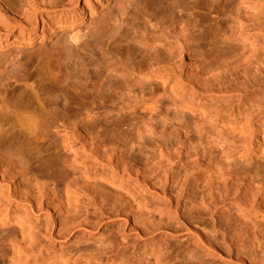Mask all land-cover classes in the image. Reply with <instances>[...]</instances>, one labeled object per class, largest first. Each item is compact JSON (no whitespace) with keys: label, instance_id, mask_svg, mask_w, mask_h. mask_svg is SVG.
<instances>
[{"label":"rangeland","instance_id":"374dc122","mask_svg":"<svg viewBox=\"0 0 264 264\" xmlns=\"http://www.w3.org/2000/svg\"><path fill=\"white\" fill-rule=\"evenodd\" d=\"M195 1L111 0L92 21L87 19L72 31L76 41L59 28L52 33L46 32V36L39 35L31 44H27L20 40V30L15 29L12 32L15 35L14 42L0 50V88L7 87V92L14 90L7 94L4 92L9 99H13L12 94H18L17 88L20 92L27 86L24 85L26 80L29 83L34 79L31 83L36 91L40 90H37L38 86L46 87L41 90L44 88L49 94L51 91L48 89H53V95L56 96L55 92L56 97L60 95L57 103L63 101L58 109H50L46 104L48 120L56 117L61 120L50 134L32 133L18 125L14 128L16 133H21L17 140H23L22 145L25 142L27 144L26 148L23 145V151H27L24 156L30 162L29 172L32 170L40 177L44 176L54 154L69 152V146L63 143L71 128L62 123L65 113L68 114L65 117L69 116L70 120L74 118L79 123H88L83 126H88L94 137L100 135L106 141L112 140V145L119 153L115 158L117 164L124 166L129 163L139 167L134 170L131 166L127 167L131 173L122 176L109 167L94 165L93 160H86V166L71 160L73 176L68 184L71 191L81 193L78 211L74 214L78 217L73 220L71 215L50 212L47 206L38 214L30 215L36 244L41 249L33 253L26 264H257L258 260H264V254L261 257L254 254L255 251L252 254L253 248L248 244L249 240L247 242L249 235L241 231L243 227L240 220L233 218L237 216L236 212L232 208L221 207L232 192L226 187L230 175L243 172L256 176V193L262 191L257 194L264 196V103H240V96L250 98L253 74L236 60V53L233 52L238 42L229 39L221 43L220 55H224V51H231L232 56L229 65L225 66V56L216 59L206 55L209 48L216 49L218 44L209 46L204 40L190 41L193 59L189 61L188 69L182 74L172 75L170 82L163 85L159 79L147 77V73H143L152 59L148 48L141 46L139 41H130L128 37L134 26L144 22L145 13L154 8L166 10V18L154 22V26L148 28L150 42L153 36L158 39L168 32L180 31L181 25L172 19L195 18L192 22L194 25L203 20L200 7L204 3L226 2L199 0L194 10L187 9L186 5ZM65 3L67 5L68 2ZM73 8L74 5H69L59 13L68 14ZM58 21L56 13L52 24ZM187 29L190 31L188 36H191L193 27L187 26ZM227 33L231 38V31ZM120 40L123 44L119 46L117 43ZM126 45H131L130 53ZM110 49L120 56L121 61L118 58L105 60ZM213 63L217 64V70L212 68ZM140 68L144 70L143 75L140 74ZM25 76L29 78L22 79H26L22 82L21 77ZM226 87L231 90L229 95L225 92ZM149 88H154L159 95L156 108L150 111L139 105L134 109L132 106L136 96L133 97L132 91H136V95L140 93L141 97H150ZM41 90L39 94H46ZM9 93H12V97ZM46 96L50 97L42 96L44 100H50L51 95ZM104 99L106 102L113 101L106 107L110 112L100 109L106 112L95 113ZM88 110H94V114L88 116ZM244 112L248 113L247 122L241 115ZM92 115L98 118L87 122L86 117ZM255 134L259 139H255ZM54 146L57 147L56 152ZM176 152L182 154L177 159ZM195 153L198 157L190 156H195ZM186 155L188 161L199 160L204 155L208 164L212 165L211 169L203 167L189 175L181 168L185 160L178 163V168L172 166ZM169 160H173V163ZM197 186L199 190L195 192ZM5 187V184H1L0 194L7 191ZM188 193H195V197ZM12 197L9 201L13 222L0 224V249L5 254L8 253L13 234L23 233L22 226L14 222L26 217L22 204ZM189 197L196 202H191ZM128 199L137 201L134 203L139 205L134 211L137 214H134L133 221L124 217L120 205L122 200L130 201ZM180 203L185 210L183 206L180 207ZM205 206L207 210L210 209L208 211L212 212L214 219L208 211V215L204 214ZM188 217H193L194 221L203 220L204 225H208V235L213 233L214 240L196 230L195 222L191 223ZM253 221L254 230L264 227L260 214ZM7 261L8 257H5L0 260V264H6Z\"/></svg>","mask_w":264,"mask_h":264},{"label":"bare ground","instance_id":"6f19581e","mask_svg":"<svg viewBox=\"0 0 264 264\" xmlns=\"http://www.w3.org/2000/svg\"><path fill=\"white\" fill-rule=\"evenodd\" d=\"M110 1L111 0H0V50H3L14 42L15 35L12 34V32H14L15 29L20 30V40L27 44H31V42L35 40L37 36H46V32L52 33L54 30H57L59 28L64 29L67 33H69L70 39L76 41V35L72 31L80 27L87 19L92 21L97 13L102 10ZM65 2H68L67 5H65ZM198 2L199 0L195 1L194 3H186L187 9L194 10L195 7L198 6ZM69 5H74V8L71 12H69L68 14L59 13L61 10L66 9ZM241 5L244 6L241 7ZM200 8L203 10V12L201 13L203 17V20H201L202 22L197 21L194 25H192V22L195 18H192L190 20H184L183 17L174 18L172 20L181 25L180 31L178 33L168 32L167 34L163 35L164 38L160 37L156 39L153 36V38L151 37L153 39L151 40V42L148 40V28L154 26L153 23L158 20L164 21L166 18V10L154 8L151 11H147L145 13L144 22L134 26L132 29L133 31L128 36L130 41H139L138 43H140V45H145L152 55V59L148 66V69H146V71L143 70V72L140 68V74H142V72L144 74L147 73V77L159 79L160 81H162L163 85L167 84L168 82H170V78H172V75L178 73L182 74L188 69V63L193 59V55L189 48V43L190 41L197 40H204L209 44V46H211L212 44H218L216 46V49H213L212 47L209 48L206 52V55L208 57L216 59L225 56V66H228V61L232 57L230 55L231 51H224V55H220V50L222 47L221 43H226L227 40L232 39L238 42L236 51L233 52L236 53L235 57L237 62L243 65L242 67H244L246 71H250L249 73L253 74V82L249 90L250 98L248 99L245 96H240V103H243V105L248 104L247 102H251L250 104H254V102H260V104L264 103V0H226V2L222 4L219 1H214L212 4L206 2ZM178 9H180V6L178 7ZM179 12H182V10H179ZM56 13H58L59 21L52 24L53 16ZM213 14L214 17H212ZM39 25H41V30H37ZM187 26H192L194 29V33H191V36H188V33L190 31L187 29ZM164 29L168 30V27H165ZM197 31L199 33L197 36H195V33ZM228 31H231L232 33L231 38L228 36ZM117 44L120 46L123 44V41L120 40ZM119 46H117L116 48L118 49ZM126 48L130 53L132 48L131 45H126ZM108 52H106L108 54H106L105 60L107 59L109 61V59H119L120 56L116 52H114V50L112 51L110 49ZM119 61H121V59H119ZM212 66L213 69H218L216 63H213ZM24 78L27 79L29 77H21V80ZM33 80H31V82H33ZM24 81L22 80V82ZM26 81L24 85L27 84L29 89L27 90V86H25L26 89L23 86V89L25 90L21 88L22 90H20V92H18L19 89L17 88L18 94L14 92V94L9 93V96L11 94L14 95L15 98L13 97V99H9L7 95H5L4 92H6L7 94L10 91L8 90L7 92L6 86V88L4 89L0 88V188L1 184L6 185L4 189L7 188L6 192L3 191L2 194H0V224H5V222H13L10 213L11 201H9L12 196L14 200L22 204V209L24 211V214L26 215V217L22 218L20 221L14 222L22 226L23 233L21 235L13 234L11 240L12 243L7 250L8 253L5 254V252L0 249V260L8 257V263L6 264H26L31 255L36 251H40L41 249V246L36 244V234L34 232L33 225L30 222V215L35 213L38 214L39 211L45 209V207L47 206L46 209L50 212H56L61 215H71L73 217V220L77 219L78 216H75L74 214L76 213V211H78L77 203L79 201L81 193H79V191H71V188L68 184L70 178H72L73 176V167L71 166L70 162L71 160H74V162L79 161L85 166L86 160H93L92 163H94V165H101L105 168L109 167L112 171H116L122 176L131 173V169H127V167L131 166V168H133L132 170L139 168L135 165H130L129 163H126L124 166H122L121 164H117L115 162V158L119 153H117L118 149L114 145H112V140L108 139L106 141L105 137L103 139L100 135H96L94 137L95 134L91 135V131L89 132L87 128L88 126H83V124L86 125L88 123H84V121L82 123L81 120V124L77 122L76 119L74 120V118L73 120L75 122L73 123V120H70L69 116L65 117V115H68L65 113V119L64 117H62V120H64L62 121V123L64 122L65 124L70 125L71 128L70 131L67 132V138L63 140V143H66V145L69 146V152L58 153L57 155L54 154L55 157L53 160H51L49 166L46 167L47 173L44 176L40 177L39 175L35 174V172H32V170L31 172H29L28 169L30 162H27L24 156V153L26 155L27 151H23V145H25L26 142L22 145L23 140H17L21 133H16L14 131V128H16V125H18L19 127H21V129H27V131L31 130L32 133L43 132V134H50L51 129L56 125L58 126V124L61 123V120L59 121L57 117L56 119L53 118L51 120H48L47 110L45 108L46 104H48L50 109H58L60 103H62L63 101L57 103V101L59 100L58 97L60 95L56 97L57 93L55 91L54 92L56 96L53 95V89H48L49 91H51V94H49V92H45L46 87L38 86L37 90H39V88L41 90V88L44 87L45 89L43 88L41 92H45L48 96L51 95L50 100L45 99V101L42 96L46 98V94H39L40 90L39 92L36 91L33 87L34 85L31 82L26 83ZM230 91L231 90L226 87L225 92L227 95L230 94ZM135 92L136 91H132L131 93L134 98L136 96V99L134 100L135 102L133 101L134 104L133 102H131L134 109L139 105L141 108H148L150 111H153L156 108V105L159 102V95L154 88H149L148 93L150 94V97H147L146 95H142L143 97H141L140 93L136 95ZM12 95L10 97H12ZM100 97L102 96L100 95ZM66 101L67 100H65V103ZM109 101L113 102L111 100ZM110 102H106L105 99L102 100L101 106H98V112L95 111V113H99V111H101L102 109H106V107H109L108 103ZM150 102H152V104H150ZM67 105L66 107H68ZM126 105L127 107H129L128 104ZM87 109H90V107H88ZM124 109L126 110L125 107ZM63 110L65 111V109ZM94 110H88L86 111V114L88 116H91V113L94 114ZM103 111H101V113ZM80 115L78 117V121L80 120ZM241 115L247 122L249 119L248 113L244 112ZM88 116L86 117L88 118L87 122H89V119L90 121H92L93 119H95L94 117H97L92 115L93 117L89 118ZM97 133L99 134V132H96V134ZM256 135L257 134H255V139H259ZM26 147L27 144L25 145V148ZM53 149L55 150V152L57 151L56 146H54ZM176 154L177 152L175 153L176 159L182 155L177 154L178 156H176ZM197 155L198 154L195 153V156H192V154L190 156L194 158ZM186 156L181 157V160H178L179 162H174L172 166L174 168H178V163L181 164V161L185 160L186 162L181 165V168H183L182 171L189 172V175L195 170L197 171L200 168L203 169V167L211 169L212 165L208 164V161L205 160L204 155H202V158L204 159L198 158L199 160L194 161H188V155ZM170 157L168 158L170 159ZM117 159L118 161L120 160V155ZM169 162L173 163V160H169ZM47 163H49V160H47ZM167 166L171 167L170 165ZM230 176V181L228 180L229 182L228 184H226V179L224 181V185L226 184V187L228 186L227 188L232 190L230 195L233 197L229 195V199L225 200L226 203L223 202L224 200L222 201L223 206L221 207H229L232 208L234 213L236 212L237 216L233 218L237 217L236 219L240 220L239 223L242 225V227L247 230L246 232L242 228L241 231H244V234L246 233L247 235H249L247 242L249 240L248 244L253 248L252 254L253 251H255L254 254L257 253L256 255H260L261 257V254L262 256L264 254V227L262 229L258 228L259 230L256 231L253 229L252 224L254 222V217L259 214L262 216V219L264 221V196L262 194H257L258 192L260 193L262 191H258L256 193V176L249 175L243 172L235 176ZM191 183L192 182H190V184ZM194 185L192 184V187H194ZM196 188H198V186L195 187V189ZM227 188L225 189L226 191ZM81 190L83 193L85 192L84 188H82ZM197 190L199 189H196L195 192H197ZM193 191L194 190H192V192ZM193 195H195V193ZM189 198L191 202L192 200H194V198L191 200L192 197ZM128 200L130 201H121V204H119L121 205L124 217L127 220L133 221L135 219V215L137 214L134 213V211H136L135 209L137 206L139 207V205L136 206V204L134 203H137V201H131V199ZM203 200L204 199L202 198L201 201ZM18 202L16 203L18 204ZM191 202L190 204H192ZM200 204L202 205L203 203L200 202ZM179 205H181L180 207L183 206L182 203H180ZM206 207L207 206H205V208ZM207 208L206 210L203 209L204 211H206L204 212L205 215L207 214V211L210 210H207ZM183 210H185V207ZM209 212L210 211H208V214L211 215L214 219V216L211 214L212 212ZM192 219L193 217L189 218V221L191 223L195 222L194 227H196V230H199L204 234V236H209L211 238L214 236L213 233H210L211 235H208V225H206V223L204 225L203 220L194 221V219ZM239 223L237 224L238 227H240ZM247 235L245 236L247 237ZM212 240L214 239L212 238ZM257 264H264V260H258Z\"/></svg>","mask_w":264,"mask_h":264}]
</instances>
